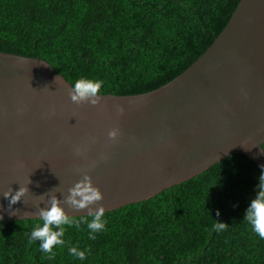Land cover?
<instances>
[{"label":"water","instance_id":"water-1","mask_svg":"<svg viewBox=\"0 0 264 264\" xmlns=\"http://www.w3.org/2000/svg\"><path fill=\"white\" fill-rule=\"evenodd\" d=\"M72 86L46 59L0 47V193L31 180L12 205L16 215L0 195V220L39 217L35 203L46 192L63 204L85 171L104 193L91 207L105 210L233 155L264 173V0H238L205 50L159 86L100 92L96 106L73 103ZM112 128L120 130L115 141ZM64 207L70 215L89 211Z\"/></svg>","mask_w":264,"mask_h":264},{"label":"trees","instance_id":"trees-1","mask_svg":"<svg viewBox=\"0 0 264 264\" xmlns=\"http://www.w3.org/2000/svg\"><path fill=\"white\" fill-rule=\"evenodd\" d=\"M237 2L0 0V47L46 59L72 85L90 78L102 81L101 93L134 92L185 69ZM261 174L244 155L221 159L154 196L105 210L95 239L92 216L70 215L80 227L64 226L53 259L30 242L40 217L0 220V264H264V239L244 219ZM217 220L228 227L214 230ZM73 246L87 258L71 256Z\"/></svg>","mask_w":264,"mask_h":264},{"label":"clouds","instance_id":"clouds-1","mask_svg":"<svg viewBox=\"0 0 264 264\" xmlns=\"http://www.w3.org/2000/svg\"><path fill=\"white\" fill-rule=\"evenodd\" d=\"M60 76L56 77V81ZM102 87V81L90 78H79L75 81L74 85L69 88L68 95L71 101L77 105L88 103L96 106L101 103V96L99 95ZM123 108L119 112L123 114ZM120 135L118 128H112L108 132L109 140L115 141ZM77 156L82 155L81 147L75 148ZM260 183L257 185V195L251 200L250 206L247 208L244 219L250 224L253 231L261 238L264 239V173L259 177ZM31 183L29 179L28 184L21 185L18 191L13 192L9 187L6 191L0 193L4 198L9 200L8 208L11 215H16L20 210L12 211V205L21 201L29 192L28 185ZM47 197V206L40 207L41 202L45 201ZM104 199V193L100 187L94 184L90 172L85 171L82 178L68 189V195L63 197V204L61 197L55 193L48 195V192L39 196V200L35 203L38 216L42 221V226L37 224L31 232L30 242L40 241V249L42 252L49 254L48 259H53L56 255L54 248L62 246L64 240L62 237L65 233L64 226H75L79 229L81 221L75 220L66 211L64 205L74 209L83 210L89 209L88 215L93 219L87 222V227L90 230V238L95 239V233L102 231L105 228L106 222L102 219L105 214V207L101 204L98 208L91 206L98 204ZM219 215V212H217ZM214 230L223 231L228 227L227 223H222L217 220L214 224ZM58 229V230H57ZM91 252V249H87ZM69 254L80 260L87 258L86 251L80 250L78 247H71Z\"/></svg>","mask_w":264,"mask_h":264}]
</instances>
